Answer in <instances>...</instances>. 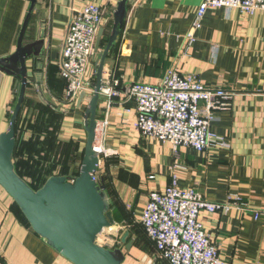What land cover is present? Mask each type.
<instances>
[{
    "label": "crops",
    "instance_id": "1",
    "mask_svg": "<svg viewBox=\"0 0 264 264\" xmlns=\"http://www.w3.org/2000/svg\"><path fill=\"white\" fill-rule=\"evenodd\" d=\"M117 1L37 0L23 42L41 39L43 45L39 57L27 63L30 78L25 96L31 103L23 104L18 118L16 138L22 148L14 157L22 162L18 171L24 179L33 170L36 144L25 148L22 143L36 140L33 125L38 106L44 104L36 91L38 75L43 96L59 116L55 138L67 144L65 154H56L53 173L69 177L77 173L90 95L80 98V92L71 101L65 99L60 65L65 35L73 14L88 4L100 5L105 9L102 49ZM200 1L130 0L119 39L104 63L103 82L118 80L120 88L108 104L100 95L96 112L97 125L106 120L102 142L107 150L99 154L96 174L104 179L115 221L99 236L125 252L124 264H169L157 257L154 242L143 235L140 217L150 192L164 191L173 178L178 188L192 189L211 203H227L238 196L242 207L226 212L203 210L199 220L222 258L232 264H264V10L209 8L196 39L186 45L184 35ZM28 5L25 0H0V55L15 49ZM93 65L94 59L90 68L95 82ZM171 66L206 87L230 93L229 107L214 111L211 123L229 148L196 151L181 145L174 149L135 127V102L126 98L124 86L158 83ZM14 86L15 78L0 71V132L6 129L17 99ZM255 210L261 212L258 218ZM124 233L128 234L123 241ZM128 241L132 245L126 250ZM0 264H72L31 230L1 187Z\"/></svg>",
    "mask_w": 264,
    "mask_h": 264
},
{
    "label": "built area",
    "instance_id": "2",
    "mask_svg": "<svg viewBox=\"0 0 264 264\" xmlns=\"http://www.w3.org/2000/svg\"><path fill=\"white\" fill-rule=\"evenodd\" d=\"M209 8H238L252 13L264 10V0H201L184 35L186 45L196 39ZM104 10L100 5L88 4L69 21L60 61L67 101L80 92L92 94L90 66L95 56V40L104 23ZM119 88L118 80L103 82L100 95L108 104L118 95ZM124 89L126 98L135 102V127L143 135L167 141L174 149L181 145L196 151L229 148L228 141L211 128L214 111L229 107L230 93L225 89L206 87L193 75L180 74L175 66L169 67L158 83L130 82ZM105 125L103 119L95 128L94 150L99 154L107 153L102 142ZM93 179H98L96 173ZM238 200L235 196L227 203H211L192 189L178 188L173 178L164 191L150 192L140 223L159 255L169 264H232L219 255L203 229L199 214L203 210L226 212L234 206L242 207ZM260 213L255 210L254 217L258 218Z\"/></svg>",
    "mask_w": 264,
    "mask_h": 264
},
{
    "label": "water",
    "instance_id": "3",
    "mask_svg": "<svg viewBox=\"0 0 264 264\" xmlns=\"http://www.w3.org/2000/svg\"><path fill=\"white\" fill-rule=\"evenodd\" d=\"M29 3L21 23L15 49L0 55V71L15 78L14 91L17 99L10 114L8 125L0 132V187L17 205L31 230L51 249L72 264H124L125 252L121 248H108L97 242L106 228L115 224L112 205L105 190L103 179L94 180L99 163V153L94 150L96 112L103 84L105 60L119 39L120 28L127 15L130 0H118L112 12V27L105 46L100 49L103 29H99L94 44L93 91L88 100L83 125L86 140L78 174L72 179L64 175H50L34 189L15 170V122L21 110L30 73L27 63L41 54L43 41L24 43V34L37 0ZM41 76L35 78L39 99L52 108V104L38 85ZM85 95L80 93V98ZM124 233L121 240H125ZM131 241L125 244L129 250Z\"/></svg>",
    "mask_w": 264,
    "mask_h": 264
},
{
    "label": "trees",
    "instance_id": "4",
    "mask_svg": "<svg viewBox=\"0 0 264 264\" xmlns=\"http://www.w3.org/2000/svg\"><path fill=\"white\" fill-rule=\"evenodd\" d=\"M101 41H102V38H101ZM101 41H100V43H101ZM27 101H29V100H27V97L25 96L24 101H23V104L26 103ZM28 103L30 104L31 101H29ZM23 104H22V106H23ZM35 105L36 104L34 103L33 104L34 108L36 107ZM40 108L41 109L44 108V109L49 110V111H54L53 108H51V107H49L48 105H45V104H43V105L40 104V106H38V109H40ZM21 109H22V107H21ZM20 112H21V110H20ZM20 112H19V114L17 116V119H16V122H15V148H14V153H13V163H14V166H15V170L17 171V173L19 175H20V172L18 171V163L20 164L22 162L20 161V159L15 162L14 161V157H16V155H19V151L22 148V147L20 148V146H21V145L19 146V143L20 142L18 143L17 138H16V133L18 131V123L17 122H18V118H19ZM55 113H57V112H55ZM57 115H58V113H57ZM58 118H59V116H58ZM36 120H37V115H36V118H35V122H36ZM35 122H34V125L33 126H35ZM56 128H57V125H56L55 129ZM55 137H56V135H55ZM55 137L53 138L54 139L53 140V143H54L53 145L54 146L52 147V149L50 150V152L47 151V150L46 151L44 150V147L42 145V140H41L40 136L37 134L36 130H35V139L36 140L31 141V143H29V145H28V142L27 143H25V142L22 143L25 146V148L27 146H30V147L33 146L34 147V145L36 144V146L34 148L35 149V156H36V158H33V161H34V163H33L34 164L33 165V170L32 171H29L28 175H29L30 181H27L30 184V186L33 187L34 189L39 188L44 183V181L46 180V178L48 176H50V175H61V174H54L53 173V170L55 169V167H56V165L58 163V159H56V154L57 153L65 154L66 151H67V144H62L61 142L57 141ZM60 144H61V147L59 149ZM51 151H52V153H51ZM50 153H51V155H50ZM36 174H39V176L36 175ZM77 174H78V171H77V173L73 177H75ZM64 176H66V175H64ZM66 177H68L70 179L73 178V177H69V176H66ZM97 177H98V175H97ZM100 178H102V177H100ZM100 178L98 177V179H100ZM103 182H104V179H103ZM104 185H105V182H104ZM105 190H106V188H105ZM15 206L17 207L16 204H15ZM17 209L20 212V214L23 217V219L27 222V220L25 219V217L23 216V214L21 213V211L19 210L18 207H17ZM27 224H28V222H27ZM140 228H141V231H142L143 235L145 237H148L147 234L145 233V231H144L143 226L141 225V223H140ZM109 248L112 249V248H115V247H109ZM157 257L160 258V259H163L159 255L158 251H157Z\"/></svg>",
    "mask_w": 264,
    "mask_h": 264
},
{
    "label": "rangeland",
    "instance_id": "5",
    "mask_svg": "<svg viewBox=\"0 0 264 264\" xmlns=\"http://www.w3.org/2000/svg\"><path fill=\"white\" fill-rule=\"evenodd\" d=\"M37 111H38L37 120L35 122L34 128L42 140V145L44 147V150L45 151L47 150L50 152V150L54 146L53 145L54 144L53 138L56 135L55 134L56 133L55 127L57 125V121L59 118H58L57 113H55L54 111H49V110H46L44 108L43 109L40 108ZM60 147H61V144L59 146V149H60ZM51 153H52V151H51ZM51 153H50V155H51ZM36 175L39 176V174H36ZM27 181H30L29 176H27ZM106 229H108V228H106ZM106 236L110 237L108 235H106ZM97 242L99 244H103V245H106L108 247H112L110 245V242H107L106 240H104L103 236H98ZM125 264H129V263L126 262Z\"/></svg>",
    "mask_w": 264,
    "mask_h": 264
}]
</instances>
